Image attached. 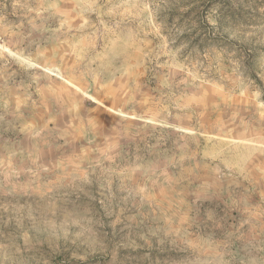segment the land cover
<instances>
[{
  "label": "rangeland",
  "instance_id": "rangeland-1",
  "mask_svg": "<svg viewBox=\"0 0 264 264\" xmlns=\"http://www.w3.org/2000/svg\"><path fill=\"white\" fill-rule=\"evenodd\" d=\"M0 264H264V0H0Z\"/></svg>",
  "mask_w": 264,
  "mask_h": 264
},
{
  "label": "trees",
  "instance_id": "trees-1",
  "mask_svg": "<svg viewBox=\"0 0 264 264\" xmlns=\"http://www.w3.org/2000/svg\"><path fill=\"white\" fill-rule=\"evenodd\" d=\"M188 15V13H186ZM206 14L203 12L196 13L189 21L190 28H187V32H182L183 24L177 22H166L167 30L170 31L172 37L178 42L187 41L188 48L186 52L191 54L192 49L204 48L205 45L218 40H227L229 37H235L236 40L240 41V47L237 48V60L236 65L238 70L243 74V77L249 81H252L255 85L260 86L261 82L258 78L259 74V58L254 52L246 49L247 44L243 42L244 38L241 36H234L236 27L247 28L249 23L258 19L257 16H243L239 15L235 10L230 9L225 12L219 11L216 17L215 26L209 25L207 22ZM240 39V40H239ZM246 45V46H244Z\"/></svg>",
  "mask_w": 264,
  "mask_h": 264
}]
</instances>
